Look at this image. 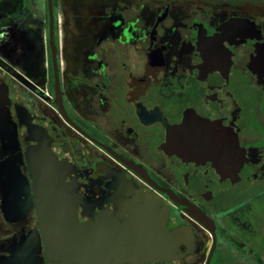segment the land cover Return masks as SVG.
<instances>
[{
  "label": "flooded vegetation",
  "instance_id": "af4514ba",
  "mask_svg": "<svg viewBox=\"0 0 264 264\" xmlns=\"http://www.w3.org/2000/svg\"><path fill=\"white\" fill-rule=\"evenodd\" d=\"M0 84L18 139H0V174L30 185L28 159H57L79 222L181 231L121 264H264V0H0ZM193 119L223 139L229 180L176 148ZM2 195L0 264H64L34 197L5 216Z\"/></svg>",
  "mask_w": 264,
  "mask_h": 264
},
{
  "label": "water",
  "instance_id": "95a60500",
  "mask_svg": "<svg viewBox=\"0 0 264 264\" xmlns=\"http://www.w3.org/2000/svg\"><path fill=\"white\" fill-rule=\"evenodd\" d=\"M50 6V0H48ZM51 18V8H50ZM7 96L0 84V139L2 149L15 151L18 148L16 134L10 139L8 126H15L5 107ZM30 127L27 120H22ZM15 133L16 129L14 128ZM172 134V133H171ZM176 148L186 156L191 165L199 166L200 170L226 181L230 179L231 171L221 162L223 139L209 125L200 120L184 121L173 129ZM38 155L46 158L49 154L42 149ZM21 159H7L3 166L10 163L16 165ZM31 163L29 185L26 177L20 174L18 167L4 169L0 174L2 191V211L14 213V204L21 202L22 214L26 213L30 197H34L37 216L47 253L60 258L64 264L113 262L121 264L133 260L134 256L143 260L159 258L157 252L162 251L164 242L170 245L181 236L180 230L163 233L155 230L153 233L142 232L131 225H122L114 231L105 229L96 223H81L75 213V195L64 182L59 171L57 159H28ZM32 189V190H30ZM16 192V193H15ZM12 205L11 210L8 209ZM157 254V255H156ZM157 256V257H156Z\"/></svg>",
  "mask_w": 264,
  "mask_h": 264
},
{
  "label": "rangeland",
  "instance_id": "374dc122",
  "mask_svg": "<svg viewBox=\"0 0 264 264\" xmlns=\"http://www.w3.org/2000/svg\"><path fill=\"white\" fill-rule=\"evenodd\" d=\"M40 1V0H39ZM41 2L43 3V2H45V0H41Z\"/></svg>",
  "mask_w": 264,
  "mask_h": 264
}]
</instances>
